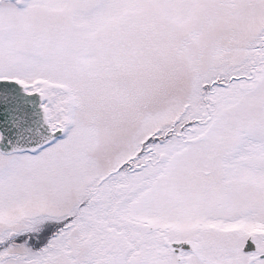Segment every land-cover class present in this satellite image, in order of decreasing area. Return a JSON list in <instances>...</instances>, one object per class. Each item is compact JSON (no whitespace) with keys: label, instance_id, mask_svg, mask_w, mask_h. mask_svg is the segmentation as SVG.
Returning a JSON list of instances; mask_svg holds the SVG:
<instances>
[{"label":"snow or ice","instance_id":"6c2138e0","mask_svg":"<svg viewBox=\"0 0 264 264\" xmlns=\"http://www.w3.org/2000/svg\"><path fill=\"white\" fill-rule=\"evenodd\" d=\"M0 264H264V0H0Z\"/></svg>","mask_w":264,"mask_h":264}]
</instances>
